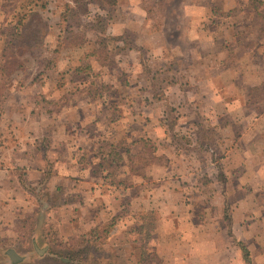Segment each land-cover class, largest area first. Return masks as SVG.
Here are the masks:
<instances>
[{
	"label": "crops",
	"instance_id": "crops-1",
	"mask_svg": "<svg viewBox=\"0 0 264 264\" xmlns=\"http://www.w3.org/2000/svg\"><path fill=\"white\" fill-rule=\"evenodd\" d=\"M128 1L109 26V35L123 40L117 42L123 60L115 62L126 68V95L117 87L110 102L88 76L106 67L99 46L65 70L61 57L38 68L23 57L0 55V262L28 264V253L44 251L36 242H68L110 219L117 234L126 207L130 220L137 212L158 210L156 221L140 215L135 226L152 223L147 237L144 228L139 235L160 264H245L239 243L252 264H264V95L249 93L264 77L239 95L232 90L228 48L206 24L218 18L194 9V2L184 10L188 27L177 32L181 43H171L163 14L154 21L137 0ZM120 96L128 102L125 108L113 102ZM177 97L191 107L179 109L172 128H188L194 114L205 119V127L196 123L194 139L206 149L205 160L200 159L205 170L194 173L210 178L202 186L205 203L204 188L194 186L193 175L175 176L181 186L172 187L168 171L158 167L151 175L133 165L134 147L146 145L158 155L169 144L168 101ZM115 110L132 127L137 118L142 123L129 128L127 137L102 140L100 132L111 134L114 123L102 113ZM232 111L237 114L231 119ZM203 129L214 135L206 142ZM231 130H237L233 139L226 134ZM99 147L115 148L119 157L105 170L98 167ZM57 256L61 264L73 261Z\"/></svg>",
	"mask_w": 264,
	"mask_h": 264
},
{
	"label": "rangeland",
	"instance_id": "rangeland-1",
	"mask_svg": "<svg viewBox=\"0 0 264 264\" xmlns=\"http://www.w3.org/2000/svg\"><path fill=\"white\" fill-rule=\"evenodd\" d=\"M87 1L47 0L46 7H36L37 12L32 15L29 11L31 9L29 7H32V5L28 4V0H0V55H3L5 58L23 57L28 63L35 62L38 68H41L42 65H46L48 62L52 65V63L61 57L59 60H62L63 66L60 69L65 70L68 68V63H70V67H73L74 64V67H76L78 65L76 63L81 60L78 58L79 56H83L84 53H90L93 48L98 47L100 35L110 34L109 26L111 19H117V17L122 16V12H125L126 8L130 6L128 5V0H117V5L111 15V19L108 23H105V28L101 30V28L96 26L95 18L99 15L105 17V11L97 8L96 5L89 1L87 5H84ZM137 1L141 5L140 7L147 11L148 17H152V20L158 21L159 14L165 16L166 26H168L167 37L172 41L171 43H181L177 39L178 33L184 32L188 27L189 16H185L184 10H186L190 3L194 2V9H206L207 13L211 12L210 9L213 6H219L220 13H229L225 16H217L218 19L216 21L214 18H210L206 24L211 28H216L214 33L222 41H219V43H221V46L225 44L224 46L228 48V55L232 59V72L230 76L234 84L232 90L236 88L237 95H239L243 89L246 90L250 84L256 83L264 77V0ZM72 8H76V14L72 10L69 11ZM39 27L41 28L39 35L32 37V34ZM31 37L32 40L28 41V43H32L34 46L31 50H26L25 43ZM112 37L111 42L107 39V45L103 50L106 67H103L102 70H92L91 75L88 74L89 80L98 85L97 88H100L99 90L104 93L105 99L108 102L112 101L111 97L115 96L114 92H118L119 89L117 87H120V91H122L123 95H126L127 86L125 78L126 68L120 70L117 67V62H115L119 60L120 63L123 60L122 53L119 52L121 47L117 45V42L121 43L123 40L118 39L119 37ZM15 42L22 45L16 51L10 47L14 46ZM66 56L70 57L71 62H68L69 59L67 60L68 57ZM234 59H236L235 62H233ZM38 72L42 73L43 71L40 69ZM77 87L72 85V90ZM259 93L261 94L262 91ZM257 94L252 95L257 97ZM119 98L123 97L120 96ZM119 98L113 100V102H117V105H122L125 108L128 105L125 96L123 98L124 101L119 100ZM184 106L188 108V106L191 107V104L182 97L168 101V108L171 109V112L168 110L166 117L169 144L163 147L161 153L158 155L157 153L153 154L152 147L145 145L142 149V146L138 145L132 150L134 155L132 161L139 171L147 172L151 175L158 174V167L161 169L160 172L168 171V175H173L171 176L172 178L167 180L168 184L172 187L176 185L181 186L175 176L182 173L193 175L194 186L204 188L200 196L203 197L205 203L208 195L206 187L202 186H206L210 178L201 175L199 177L194 176L196 171L200 169L205 170L202 168L200 159L205 160V155L202 154L206 152V149L202 150L204 147L197 146V143L194 141L198 128L196 127V123L200 121L199 126L205 127L204 116L201 117L199 115L198 117L201 119L197 120L198 117L194 114L192 119L194 122L188 128H180V126L170 128L172 120L176 118V115ZM234 113L237 114L236 111H232L230 114L231 119ZM110 114L107 113V116L105 112L102 113V117L114 119V123L111 126V134L106 132L108 130L100 132L99 137H102V140H108L112 137H127L129 128H136L142 123V119L137 118L138 122L132 127V121L128 122L127 117L121 116L119 111L115 110L114 112H110ZM170 114L171 116H169ZM234 128L236 129V126ZM72 131L74 132L75 129L72 128ZM236 131L231 130L226 134L233 139L232 137L237 133ZM137 133H140V131L138 130ZM212 135V132L203 129L202 136L205 138V142L207 141L206 137L208 138ZM217 148L219 149V147ZM151 171L154 172L152 173ZM149 185L153 187L154 181L151 180ZM205 205L202 207L204 208ZM122 212L124 213L119 216L122 223H119L121 224L119 233L115 234L116 229H113L112 233H109L108 237H106L104 243L96 245L87 251H82V253L80 252L68 264H144V262L147 264H160V260L154 252H147L146 242L134 230L136 228L135 223L141 221L140 215H143L144 221H152L153 223L158 219V210H152L144 214L137 212L135 215H131L133 220H130L126 207ZM227 215L225 211L223 214L224 218H228ZM204 216L200 215V219L202 217L205 218ZM147 228H149V225ZM49 230L54 231L52 228H49ZM120 233H124L125 237ZM64 239L63 241L40 240L36 242L38 249L43 247L44 251L39 253V255L35 251L28 253L26 255L27 263L61 264L57 255L60 254L65 257L68 255V251L64 248L65 243L69 241L65 242ZM20 250L22 251V249ZM143 256H147V258L144 260ZM0 264L5 263L0 262ZM6 264H8V261H6Z\"/></svg>",
	"mask_w": 264,
	"mask_h": 264
},
{
	"label": "trees",
	"instance_id": "trees-1",
	"mask_svg": "<svg viewBox=\"0 0 264 264\" xmlns=\"http://www.w3.org/2000/svg\"><path fill=\"white\" fill-rule=\"evenodd\" d=\"M89 2H92L94 5H96L97 8L101 9L102 11H105V17L103 16H97L95 18L96 21V26H98L99 28L104 29L105 28V23L111 19V15L114 12L116 5H117V0H88ZM88 1L86 3H84V5H87ZM254 1V0H253ZM47 0H28V4L32 5V7L29 11L31 12V14H36V7L39 8H45ZM74 12L75 14L77 13L76 8H72L69 11ZM211 11V15L212 16H225L227 15L229 12L225 13L222 12L220 13V7H215L213 6L212 9H210ZM84 12V11H83ZM66 17V16H65ZM41 30V28L39 27L34 34H32V37H37L39 35V31ZM108 35V36H107ZM100 39L98 41V49H96L97 55L100 58L104 59V54H103V50L105 49L106 45H107V39H109V41L111 42L113 37L109 35V33H106L105 35H100ZM107 36V37H105ZM32 37L30 39H28L25 43L26 44V50H31L32 47L34 46L32 43H28V41L32 40ZM16 49L18 50V48H21V44H19L18 42L14 43ZM25 48V47H24ZM262 91V95H264V82L258 86H254L250 89L249 93L250 94H256L259 96V92ZM261 97V95H260ZM173 127V122L170 124V128ZM99 153H101L102 155V161L99 162V169L100 170H105V168L108 166V164H110L111 162H113L114 160L118 161L117 157V151L115 150V148L112 147H99L98 148ZM116 226V221L113 219H110L109 221H107L106 223L102 224V225H98L94 228H91L90 230H88L87 232L83 233V234H79L77 237H75L74 239H71L68 242V245L66 246L67 249H69L68 251V255L67 257L70 258L71 260L73 258H75V255L80 254V252L82 253V251L84 252L85 250H89L90 248H93L96 245L102 244L108 233ZM143 228L145 229V233L144 236H148L149 233L146 230H150L152 229V223L149 224V228L147 229V227L145 226H136V228H134V230H136V232L138 234H142L143 235ZM240 248L242 250V254H243V259L245 264H252L251 263V259H250V255H249V251L248 249L245 247V245L243 243H239ZM144 260L147 258V256H143ZM144 264H147L146 262H144Z\"/></svg>",
	"mask_w": 264,
	"mask_h": 264
}]
</instances>
